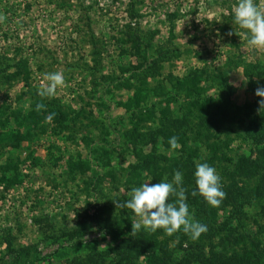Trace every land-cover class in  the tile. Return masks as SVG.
Returning <instances> with one entry per match:
<instances>
[{"label":"rangeland","instance_id":"374dc122","mask_svg":"<svg viewBox=\"0 0 264 264\" xmlns=\"http://www.w3.org/2000/svg\"><path fill=\"white\" fill-rule=\"evenodd\" d=\"M237 3L0 0V264L264 259V110L255 95L264 49L233 23ZM55 71L64 85L39 96ZM203 162L221 177L219 207L191 195ZM177 170L207 232L133 234L140 218L122 207L131 189Z\"/></svg>","mask_w":264,"mask_h":264},{"label":"clouds","instance_id":"9594fccd","mask_svg":"<svg viewBox=\"0 0 264 264\" xmlns=\"http://www.w3.org/2000/svg\"><path fill=\"white\" fill-rule=\"evenodd\" d=\"M5 18L0 16V22ZM233 23L245 30L247 44L250 47L264 49V8L257 5L255 0H238L233 7ZM229 35H232L229 32ZM47 84L42 86L38 95L41 97H54L58 87L65 83L64 73L55 71L45 74ZM255 95L260 109L264 110V85L257 87ZM45 106L37 104L36 111ZM52 117L49 116L48 119ZM172 150L180 147L178 138L173 136L168 141ZM196 189L191 192L193 197L202 196L205 202L212 207H219L226 193L222 190L221 177L215 167L207 162L196 164L194 171ZM183 173L175 171L172 180L167 178L163 182L141 184L131 189L130 199L122 207L132 210L140 218L139 222L132 223V233L144 230L156 232L163 229L164 233L171 236L178 231H183L193 240L198 239L207 232V226L195 220L187 203V189L183 187ZM176 197L175 202H169L170 197Z\"/></svg>","mask_w":264,"mask_h":264},{"label":"trees","instance_id":"16d2710c","mask_svg":"<svg viewBox=\"0 0 264 264\" xmlns=\"http://www.w3.org/2000/svg\"><path fill=\"white\" fill-rule=\"evenodd\" d=\"M247 135V134H246ZM247 137V136H246ZM258 264H264V259H263V257L262 258H260V261L258 262Z\"/></svg>","mask_w":264,"mask_h":264}]
</instances>
